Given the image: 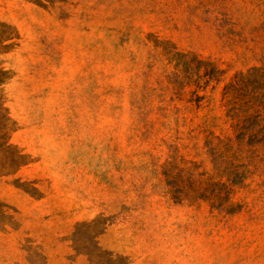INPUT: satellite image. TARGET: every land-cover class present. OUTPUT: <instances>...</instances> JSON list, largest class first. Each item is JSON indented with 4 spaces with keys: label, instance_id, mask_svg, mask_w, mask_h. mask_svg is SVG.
I'll list each match as a JSON object with an SVG mask.
<instances>
[{
    "label": "rangeland",
    "instance_id": "rangeland-1",
    "mask_svg": "<svg viewBox=\"0 0 264 264\" xmlns=\"http://www.w3.org/2000/svg\"><path fill=\"white\" fill-rule=\"evenodd\" d=\"M3 31L0 264H264V0H0Z\"/></svg>",
    "mask_w": 264,
    "mask_h": 264
},
{
    "label": "trees",
    "instance_id": "trees-1",
    "mask_svg": "<svg viewBox=\"0 0 264 264\" xmlns=\"http://www.w3.org/2000/svg\"><path fill=\"white\" fill-rule=\"evenodd\" d=\"M12 32L0 33V54L7 51L12 43L9 40L13 39ZM13 77L11 69L4 65L0 59V152H6L11 149L12 143L10 142L13 131L16 129V122L13 119L10 109L7 105V98L5 95L4 87L6 83ZM26 154L19 152L18 157L14 158L11 163H2L0 170L14 171L22 164L27 163Z\"/></svg>",
    "mask_w": 264,
    "mask_h": 264
}]
</instances>
